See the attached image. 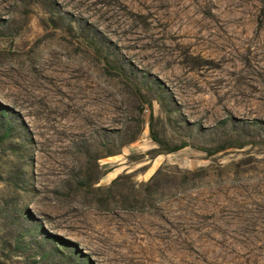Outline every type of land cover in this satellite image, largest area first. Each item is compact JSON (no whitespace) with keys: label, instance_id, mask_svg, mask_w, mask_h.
<instances>
[{"label":"rangeland","instance_id":"374dc122","mask_svg":"<svg viewBox=\"0 0 264 264\" xmlns=\"http://www.w3.org/2000/svg\"><path fill=\"white\" fill-rule=\"evenodd\" d=\"M0 264H264V0H0Z\"/></svg>","mask_w":264,"mask_h":264},{"label":"trees","instance_id":"16d2710c","mask_svg":"<svg viewBox=\"0 0 264 264\" xmlns=\"http://www.w3.org/2000/svg\"><path fill=\"white\" fill-rule=\"evenodd\" d=\"M178 149H180V146H175V147L171 148L170 151H176Z\"/></svg>","mask_w":264,"mask_h":264}]
</instances>
